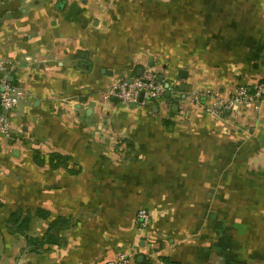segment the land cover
<instances>
[{"label":"crops","instance_id":"0c3cea01","mask_svg":"<svg viewBox=\"0 0 264 264\" xmlns=\"http://www.w3.org/2000/svg\"><path fill=\"white\" fill-rule=\"evenodd\" d=\"M0 58V264H264V100L187 101L264 80V0H0ZM146 69L163 100L103 99Z\"/></svg>","mask_w":264,"mask_h":264},{"label":"built area","instance_id":"2783aa9c","mask_svg":"<svg viewBox=\"0 0 264 264\" xmlns=\"http://www.w3.org/2000/svg\"><path fill=\"white\" fill-rule=\"evenodd\" d=\"M17 69V64L5 61L0 58V137L10 138L12 126L10 114L17 107L22 96L20 87L8 80L9 75ZM160 75L154 69H146L131 80H118L111 84L103 95V99L116 98L122 104L146 103L147 101H161L165 93L171 91L172 87L163 80H159ZM142 99L140 100V96ZM208 97L212 102L205 105L203 99ZM264 100V80L254 85H238L233 94L222 99L217 91L191 92L187 101L191 105L202 108L212 116L230 110H236L240 106L252 107L256 103ZM152 211L144 206L139 207L134 214V223L140 230L147 229L152 223ZM103 264H134L132 259L120 255L119 257L106 261Z\"/></svg>","mask_w":264,"mask_h":264},{"label":"water","instance_id":"95a60500","mask_svg":"<svg viewBox=\"0 0 264 264\" xmlns=\"http://www.w3.org/2000/svg\"><path fill=\"white\" fill-rule=\"evenodd\" d=\"M180 77L185 78L186 77V71H181L180 72ZM9 79L11 80V77H9ZM159 80H162V77L159 78ZM166 87H168V84L166 83ZM168 93V91L166 92V94ZM142 99V95L140 96V100Z\"/></svg>","mask_w":264,"mask_h":264},{"label":"trees","instance_id":"16d2710c","mask_svg":"<svg viewBox=\"0 0 264 264\" xmlns=\"http://www.w3.org/2000/svg\"><path fill=\"white\" fill-rule=\"evenodd\" d=\"M164 98H165V96H164ZM55 158H60V156L52 155L51 159L54 160ZM56 165H57V163L56 164H52V166H56Z\"/></svg>","mask_w":264,"mask_h":264}]
</instances>
